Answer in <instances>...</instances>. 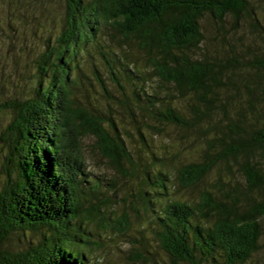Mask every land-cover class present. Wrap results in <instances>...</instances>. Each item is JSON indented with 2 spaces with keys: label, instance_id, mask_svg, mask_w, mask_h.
Wrapping results in <instances>:
<instances>
[{
  "label": "trees",
  "instance_id": "1",
  "mask_svg": "<svg viewBox=\"0 0 264 264\" xmlns=\"http://www.w3.org/2000/svg\"><path fill=\"white\" fill-rule=\"evenodd\" d=\"M65 3L61 32L38 58L35 87L0 106V113L11 116L0 135V264H90L96 243L86 237L85 226L100 219L101 200L110 192L117 196L120 180L137 179L138 169V203L171 264H248L264 236V27L251 0ZM208 17L215 20L223 51L230 48L220 57L196 52L205 43L202 23ZM228 19L235 30L248 23L259 32L260 42L246 48L249 58L236 56ZM105 30L119 52L101 44ZM131 44L171 88L163 96L138 88L135 114L156 134L160 126L198 134L206 144L201 159L170 166L176 155H153L152 162L138 165L115 125L111 136L78 101L80 59L90 49L104 48L100 53L114 79L118 64L127 78L148 83L139 62L124 51ZM185 99L189 116L173 104ZM85 136L95 138L114 178L88 171ZM214 170L217 177L197 201L174 196L176 190L199 188ZM234 171L241 179L223 176ZM15 233L38 238L10 250L6 244Z\"/></svg>",
  "mask_w": 264,
  "mask_h": 264
},
{
  "label": "rangeland",
  "instance_id": "2",
  "mask_svg": "<svg viewBox=\"0 0 264 264\" xmlns=\"http://www.w3.org/2000/svg\"><path fill=\"white\" fill-rule=\"evenodd\" d=\"M251 3L259 13L264 27V0H251ZM65 9V0H0V106L13 98L22 97L35 87L38 58L47 44L53 43L59 36ZM227 29L230 42L237 43V46L234 45L236 56L249 58L246 48L260 42L259 32L248 23L235 30L232 19H228ZM202 32L205 43L196 50L199 56L220 57V54H226L230 50L228 48L223 51L224 42L217 40V26L212 17L203 21ZM101 38L104 47L110 44L116 52L122 49L111 39L108 30L104 31ZM102 50L104 48L90 49L88 54L80 59L81 80L79 89L74 92L80 104L100 117L103 129L111 136V127L115 125L138 165L152 162L153 155L158 158L169 155L173 158L176 155L177 157L173 158L174 163L170 166L201 159L206 144L198 134L184 132L174 126H160L161 132L156 134V131L147 128L146 122H141L140 114H135L136 110L138 113L135 102L138 88L145 87L147 94L157 92L162 96L171 91V88L167 89L162 85L158 77L147 69L148 65L142 62L144 53L133 44L124 49L129 50L134 60L139 62L138 70L142 71L148 80V83L142 86L139 77L129 74L131 78H127L118 64L115 65L117 79H114L101 56ZM143 96L145 97V94ZM173 104L180 112L189 116V99L174 100ZM10 118L8 111L0 113V135ZM138 129L146 137L149 147L143 145ZM81 145L89 172L107 179L115 177L108 168L106 158L98 151L94 137H83ZM3 162L4 152L0 142V189L5 180L1 173ZM138 176L137 179L125 177L126 179L120 180L117 196L110 192L101 200L100 219L85 226L86 237L96 243L91 251L90 264H171L153 236L152 225L148 222L150 218L144 212L142 202L138 203L140 169ZM223 176L241 179L237 171H234L232 177L226 172H223ZM216 177L214 170L199 188L184 192L176 190L174 196L197 201L200 191L209 190ZM36 238L37 235L31 236L29 233H15L10 236L6 247L10 250H20ZM248 264H264V236L259 251Z\"/></svg>",
  "mask_w": 264,
  "mask_h": 264
}]
</instances>
